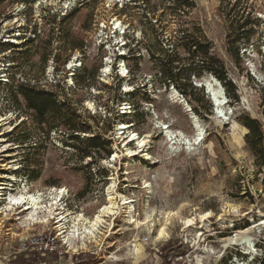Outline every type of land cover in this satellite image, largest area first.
Wrapping results in <instances>:
<instances>
[{
	"label": "rangeland",
	"instance_id": "374dc122",
	"mask_svg": "<svg viewBox=\"0 0 264 264\" xmlns=\"http://www.w3.org/2000/svg\"><path fill=\"white\" fill-rule=\"evenodd\" d=\"M128 1L0 6V264H33L34 257V264H258L264 258V171L246 145L240 119L258 121L264 134V0H249L260 23L246 46L228 44L219 0H191L195 9L177 19L166 15L164 28L158 15L122 13ZM142 3L137 4L142 8ZM193 25L212 43L237 95L229 97L209 73L191 77L210 112L190 91L185 96L167 84L149 56L159 49L156 37L170 40L179 27ZM26 40L33 42L26 46ZM80 40L82 51L72 50ZM7 44L10 50L3 49ZM129 49L137 50L136 58ZM187 57L180 51L183 68ZM84 67L94 73L86 88L75 81ZM207 82L219 91L218 107ZM20 83L71 103L79 126L91 130L81 137L99 135L109 143L110 155L80 161L78 143L64 144L67 135L52 132L45 139L22 99L9 97ZM22 134L29 135L25 145L15 141ZM111 186L114 213L104 218L100 234L82 241L83 219L92 221L109 205ZM59 188L68 191L66 208ZM21 193L39 196L42 206L53 209V219L46 208L32 220L21 205L6 212L9 196ZM201 215L209 217L201 221ZM67 216L58 227L57 219ZM187 219L193 224L187 226ZM45 231L62 234L80 247L78 253L59 259L18 251L20 240Z\"/></svg>",
	"mask_w": 264,
	"mask_h": 264
},
{
	"label": "trees",
	"instance_id": "16d2710c",
	"mask_svg": "<svg viewBox=\"0 0 264 264\" xmlns=\"http://www.w3.org/2000/svg\"><path fill=\"white\" fill-rule=\"evenodd\" d=\"M34 1L0 0V6L5 2L9 5L24 4L29 6ZM138 1L129 0L125 2L122 5L121 12L124 13L128 9H132L143 15H151L152 17L158 15L159 20L157 22L161 28H164L163 24L166 22L164 20L166 15L177 19L195 9V4L191 0H159L158 3L154 4L151 3L153 0H141L144 6L142 8L137 4ZM218 11L227 24L228 35L226 38L228 44L248 45L252 35L257 32L260 23L257 18H254L253 7L249 4V0H219ZM73 12H76V9ZM159 12L160 14H157ZM69 18L70 15L66 16L63 20H68ZM156 38L155 40H157L159 49L157 53L150 50L149 56L156 66L158 74L163 77L167 84H172L185 96H187V91H190L191 96L194 97V102L204 111L210 112V107L206 106L204 102L202 91H199L191 83V77L200 78L202 74L209 73L223 84L229 97L237 99L235 88L227 80L223 63L212 52V43L205 37L198 26L193 25L191 29H180L179 27V30H177L176 34L170 40L164 38L163 35ZM32 42V40H26L25 45L28 46ZM49 42L48 40L46 44L48 45ZM11 47L12 44H7L3 49L10 50ZM71 49L82 51V40L77 45H72ZM180 51L186 53L188 56L187 61L189 64L187 67H181L182 60L180 58ZM128 53L130 58L134 59L136 58L134 55L137 53V50L129 49ZM44 59L46 58H43V61ZM126 60H129V58ZM92 77L94 78V73H88L84 67L81 73L76 76L75 81L78 86L81 85L86 88L91 86ZM182 81L184 82L183 84ZM197 91H199V95L195 97ZM9 97L16 102L18 97L22 99L26 112L32 113V120L36 128L42 131L45 139H49L50 133L52 132H60L64 136L67 135V140L64 141V144H67V141L77 142L80 161L89 158L94 163L96 162V156L100 158L101 152L107 157L110 155V151L107 149L109 143L102 140L99 135L90 138L85 136L81 137L82 134H89L91 132L90 127L86 125L79 126L76 121L79 117L73 107H71V103L58 101L56 94L52 91L39 89L35 86H30L28 83H20L10 89ZM193 110L197 113L196 108ZM240 124L247 130L245 142L249 151L254 156L258 168L264 171V134L261 125L258 121L247 116L240 119ZM24 125L25 123H22V126ZM15 141L21 145H25L29 142V135L22 134ZM24 171L27 173L28 166L25 167ZM101 173L105 172L102 171ZM26 177L29 178L28 176ZM35 255L39 256L40 254L35 253ZM17 258L21 259V255ZM36 261L37 259L35 257L31 259L33 264ZM258 264H264V258Z\"/></svg>",
	"mask_w": 264,
	"mask_h": 264
},
{
	"label": "bare ground",
	"instance_id": "6f19581e",
	"mask_svg": "<svg viewBox=\"0 0 264 264\" xmlns=\"http://www.w3.org/2000/svg\"><path fill=\"white\" fill-rule=\"evenodd\" d=\"M113 25L117 28H119L120 26V22L118 21H114L113 22ZM211 81V80H210ZM213 82V81H212ZM215 84L218 85L217 82L214 81ZM213 84L210 82H207L206 83V88L208 90V94H209V97L210 99L212 100V102L214 103V105L216 107L220 106V99L219 98V91L218 89H214L213 88ZM221 94V93H220ZM195 140V139H194ZM200 140V139H199ZM143 141H139L138 144L141 146L143 145ZM115 157V156H114ZM116 158V157H115ZM130 163V162H129ZM1 186V184H0ZM2 190V187H0V191ZM115 195L114 192H113V187H109L108 189V193H107V201H108V206H105L102 208V210L99 212V214H97L94 219L92 221H88L86 219H83V221H85V226H84V231H82V233H80V239L82 241H84L85 238H87L88 236H90L91 238H94L96 236V234H100V228L102 227V224H104V218L108 215H112L114 213V210L115 208L117 207L116 206V203L115 202ZM42 203H43V200L39 197V196H35V195H29L27 193H21L17 196L15 195H10L9 196V199H8V203H7V206H6V212L8 211H12L13 208H15L14 206L15 205H21L23 207H25L23 209V211H29V214H28V217L32 220L33 217H35L37 214H39L43 208H46L47 210L45 211V213L47 214V218L48 220L49 219H53V209L52 208H47L46 206H42ZM131 204V203H130ZM6 205V204H5ZM128 205V204H127ZM52 206V205H51ZM18 208V207H17ZM16 208V209H17ZM43 213V212H42ZM5 215V214H4ZM209 216H206V215H201L199 217V219L202 221L204 220L205 218H207ZM45 217V219H47ZM67 217H61L59 219L57 218H54V219H57V221L55 222L56 224H59L58 227H61V223L62 221L64 222H67L66 220ZM48 220H45V222L47 223ZM73 226H77L78 224H75L76 221H79L78 220V216L76 218H73ZM81 220V219H80ZM194 222V219H187L185 221V224L187 226H190L192 225ZM87 224V226H86ZM83 225V224H82ZM78 232V231H77ZM165 236V233L163 230H161L159 232V237H164ZM89 237V238H90ZM73 240V238H71ZM70 240V238H68V241ZM70 242V241H69ZM84 244V243H83ZM248 254H251L250 251H247Z\"/></svg>",
	"mask_w": 264,
	"mask_h": 264
},
{
	"label": "built area",
	"instance_id": "2783aa9c",
	"mask_svg": "<svg viewBox=\"0 0 264 264\" xmlns=\"http://www.w3.org/2000/svg\"><path fill=\"white\" fill-rule=\"evenodd\" d=\"M57 195L63 200L61 204H63V207L66 208L68 191L63 188H59L57 190ZM61 235L62 234L47 231L37 235H29L20 240L18 251H32L34 253L40 254L41 256H55L59 259L63 258L70 251L72 254L78 253L80 247L67 243V240L63 239V237H60Z\"/></svg>",
	"mask_w": 264,
	"mask_h": 264
},
{
	"label": "water",
	"instance_id": "95a60500",
	"mask_svg": "<svg viewBox=\"0 0 264 264\" xmlns=\"http://www.w3.org/2000/svg\"><path fill=\"white\" fill-rule=\"evenodd\" d=\"M204 86V85H203Z\"/></svg>",
	"mask_w": 264,
	"mask_h": 264
}]
</instances>
